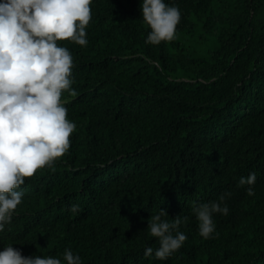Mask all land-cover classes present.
Masks as SVG:
<instances>
[{"label":"trees","instance_id":"obj_1","mask_svg":"<svg viewBox=\"0 0 264 264\" xmlns=\"http://www.w3.org/2000/svg\"><path fill=\"white\" fill-rule=\"evenodd\" d=\"M164 2L181 12L172 42L145 43L142 0H92L88 44L59 42L75 62L77 95L62 99L76 130L54 170L17 189L0 251L16 242L62 264L65 249L81 264H264V0ZM253 172L254 185L237 186ZM221 195L229 213L213 215L204 239L193 204ZM160 209L187 218L186 241L163 261L144 256L159 247L147 226Z\"/></svg>","mask_w":264,"mask_h":264},{"label":"clouds","instance_id":"obj_2","mask_svg":"<svg viewBox=\"0 0 264 264\" xmlns=\"http://www.w3.org/2000/svg\"><path fill=\"white\" fill-rule=\"evenodd\" d=\"M92 0H3L0 2V232L22 203L25 178L38 170H54L56 162L71 147L76 124L67 118L68 109L62 99L64 92L76 96L72 88L75 62L67 47L68 41L79 46L88 44L86 28L90 24ZM143 22L150 28L145 43L159 45L176 39L181 20L178 7L164 0H142ZM256 174L241 177L238 187L254 185ZM254 196L252 187L246 190ZM230 195V194H229ZM219 201L193 204L199 235L211 238L215 232L213 215H227L228 207ZM72 213L79 205H72ZM168 213L160 209L151 214L147 229L158 239L159 247H146L145 257L166 260L178 251L187 236L179 231L186 217L178 215L171 221L162 219ZM0 251V264H62L53 256H32L16 244ZM66 264H81L79 255L65 249Z\"/></svg>","mask_w":264,"mask_h":264}]
</instances>
